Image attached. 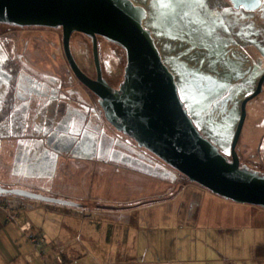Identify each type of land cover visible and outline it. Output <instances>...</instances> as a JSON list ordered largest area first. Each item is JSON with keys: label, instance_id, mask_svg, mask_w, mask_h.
Returning <instances> with one entry per match:
<instances>
[{"label": "flooded vegetation", "instance_id": "obj_1", "mask_svg": "<svg viewBox=\"0 0 264 264\" xmlns=\"http://www.w3.org/2000/svg\"><path fill=\"white\" fill-rule=\"evenodd\" d=\"M131 1L144 8L142 25L155 39L182 105L199 133L228 161L236 157L239 167L264 174V0L255 6L237 5L232 0ZM44 28L61 29L0 22V176L21 180L7 185L0 181V185L29 190L23 187L33 184L24 182L28 176L48 180L63 174L71 179L79 168L90 174L87 161L97 154L107 156L106 149L95 148L92 112L100 124L113 129L112 133L127 136L147 159L157 158L167 166L107 122L98 97L71 70L63 46L66 66L61 64L59 76L55 55L44 52ZM53 49L58 50V45H52ZM73 57L86 75L95 78L96 71L95 76L90 75ZM123 74L124 69L122 78ZM111 166L120 173V168ZM138 168L127 167L132 171ZM139 170L156 176L168 174L150 168Z\"/></svg>", "mask_w": 264, "mask_h": 264}, {"label": "water", "instance_id": "obj_2", "mask_svg": "<svg viewBox=\"0 0 264 264\" xmlns=\"http://www.w3.org/2000/svg\"><path fill=\"white\" fill-rule=\"evenodd\" d=\"M255 6L260 0H232ZM146 13L131 0H0V22L61 27L62 46L74 75L98 97L108 123L130 135L164 163L212 193L241 204L264 207V174L228 161L203 137L177 93L173 75L161 60L151 33L142 25ZM80 32L90 37L95 78L77 65L70 37ZM125 51L122 81L112 88L102 77L97 37ZM12 194L47 203L79 207L80 203L27 189L5 188ZM115 209L116 206H101Z\"/></svg>", "mask_w": 264, "mask_h": 264}, {"label": "crops", "instance_id": "obj_3", "mask_svg": "<svg viewBox=\"0 0 264 264\" xmlns=\"http://www.w3.org/2000/svg\"><path fill=\"white\" fill-rule=\"evenodd\" d=\"M187 190L189 191V188H185L183 193H188ZM181 193L180 190L172 196L173 198L163 199L162 202L119 208L129 212L112 214L108 221H119L114 222V225H107L104 228L107 234L100 233L99 241H95L91 236L90 243H83V240L80 241V233L74 232V229L69 230L65 220L69 215H63L61 212L51 214L46 208L27 201L26 209L22 210L16 222H6L5 212L0 208V264H53L59 252L64 255L66 264H100V261L104 262L103 264H155L156 259L163 264H236L235 257L231 254L236 248H243L238 242L230 243L229 239L238 235L245 244L251 245V231L245 228L243 220H251L252 207L249 204L220 198L208 191H205L202 201L200 196V199H194L198 202L189 199L190 202L186 203L185 199L179 200ZM200 193L191 192L189 195L198 196ZM192 206H195V209ZM253 209V212H257V208ZM84 215L88 217L92 216V213L85 212ZM70 217L75 221L80 218ZM25 220L31 222V231L45 236L47 243H41L44 250L42 254L37 252L25 234L19 230L17 223ZM99 220L97 225L90 222L95 224L96 230L101 228ZM175 221L179 224L177 227L172 226ZM155 225L158 227L157 233ZM81 226V230L88 229L84 220ZM167 230L180 231L183 235L177 236L171 244L165 242L163 259L155 258L153 251L150 255L149 248L153 242L152 233L158 240L159 234L162 238L165 235L161 233ZM175 242L180 246L178 251L171 250ZM109 255H112V258H109Z\"/></svg>", "mask_w": 264, "mask_h": 264}, {"label": "rangeland", "instance_id": "obj_4", "mask_svg": "<svg viewBox=\"0 0 264 264\" xmlns=\"http://www.w3.org/2000/svg\"><path fill=\"white\" fill-rule=\"evenodd\" d=\"M53 30V31H52ZM51 31L54 33L52 34ZM61 29L56 28H44L42 32L43 38L47 41L44 46V52L47 54L53 53L55 58L53 59L56 62V65L59 67V76L61 75L60 66L62 63L66 66V61L64 58V54L62 53V44H61ZM89 36H85L82 33L74 32L70 38V47L72 54L76 57L79 64L83 69H85L90 75L95 76V69L93 64L92 58V47H91V40ZM98 52H99V60L100 66L102 70L103 76L107 79V81L114 87L118 86V83L122 80V72L125 66V51L123 48L118 46L117 44L105 40L104 38H98ZM58 45L59 49H53L52 45ZM44 64L45 61H44ZM45 67V66H44ZM96 99L95 96L91 95V103L94 104L93 108H96ZM97 113V112H96ZM98 114V113H97ZM99 115V114H98ZM101 115V114H100ZM99 123L98 116L92 112L90 117V124L92 135L96 136V144L95 148L102 152H107L106 157H100L98 154L96 158H91L87 161V165L90 166V174H88L86 168H77V172H74V177L68 179L66 175L60 174L59 176H54L46 180L45 177L42 176H28L29 178L24 180L30 184V187L23 186L28 188L33 192H37L43 195H49L56 198L67 199L70 201H74L80 203L81 206L79 207H70L65 209V212L62 213L63 215H69L68 218H65L66 222H68V228L74 229V232H78L81 234V240L84 242H91V236L95 241H99V234H107V231L104 228L107 225H114V222H118L119 219L113 220L114 222L108 221V218L115 213L124 214L129 212L127 209H107L101 206H120L125 204H135L141 200L147 199L151 196H170L167 199L173 198L172 196L177 194L181 190V195L179 200L185 199L186 203H189L190 200L193 202H198L194 199L198 198L201 201L203 195H205V191L211 192L210 190L202 187L201 185L186 181L184 184L180 183L181 180L179 173L174 170L169 165L165 166L160 164L157 158L147 159L146 153H144L141 149H137L136 146H133V142L125 135L118 137L113 129L109 126L106 127L105 123ZM103 131V132H102ZM115 133V134H114ZM119 138V140L117 139ZM117 162H119L118 166H114ZM86 165V162L83 163ZM160 164V165H159ZM86 165V166H87ZM120 168V173L113 172L111 173L108 171L109 167ZM85 166V167H86ZM101 167L100 170H96ZM127 167H140L156 169V171L163 172L166 171L168 174L167 176L160 175H146L137 172H133L131 170H127ZM84 172L82 173V170ZM181 174V173H180ZM174 175V176H173ZM4 176H0V181L3 185H7L5 183L9 182H20V178L15 176H8L7 179L3 178ZM183 181V179H182ZM20 185H15L18 187ZM54 186L56 188H54ZM21 187V186H20ZM50 187V188H48ZM185 188H189L188 193H183ZM191 188V189H190ZM191 192H201L200 195H189ZM214 194V193H212ZM172 195V196H171ZM221 198V197H220ZM190 199V200H189ZM29 202H34V204H38L40 201L29 199ZM162 202V201H161ZM45 203V202H43ZM47 203V202H46ZM26 204V203H24ZM51 205H47L46 211H50L53 213L61 212V204H54L48 203ZM53 204V205H52ZM179 204V202H178ZM185 204V203H184ZM252 207L250 210V217L251 220L245 219L243 220L245 228H248L251 231L252 238L250 240L251 245L248 246L245 244L244 240H242L238 235L235 238H230L229 242L234 243L238 242L242 245V249H235L231 255L235 257L236 264H264V207L258 205L249 204ZM43 207V206H40ZM99 207V208H98ZM195 209V206H192ZM217 207V206H216ZM257 208V212H253L254 209ZM26 209L25 207H19L18 209V216H21L22 210ZM87 212L89 214L92 213V216L87 217L83 213ZM262 212V213H261ZM261 213V214H257ZM257 214V217L255 218ZM76 215V216H74ZM79 218L78 221L71 219V217ZM79 216V217H78ZM101 221V228L96 230L95 224L97 225L98 219ZM89 219V220H88ZM84 220L85 226L88 229L81 230L82 226L81 223ZM92 222V223H90ZM112 223V224H111ZM21 224V223H17ZM175 225L176 227L179 225L177 221L172 223V226ZM90 229H89V227ZM19 228V227H18ZM32 228V225H31ZM20 230V229H19ZM33 234V231H31ZM123 229H121V233ZM155 232H158V227L155 225ZM23 233V232H22ZM194 233V232H193ZM249 233V232H247ZM25 234V233H23ZM162 236L159 234V239L156 240V236L152 233V244L149 246L150 248V255H152V251L154 252L155 258H161L162 252L166 243L172 242L173 240L177 239V236H182V232L178 231L175 232L171 231H163L161 233ZM263 234V235H262ZM26 235V234H25ZM261 235V237H260ZM258 237H260L258 240ZM80 238V237H79ZM247 240V238H246ZM262 244H261V243ZM180 244V238L179 242ZM177 242L172 244L171 250L178 251L180 246ZM171 244V243H170ZM98 245V244H94ZM99 246V245H98ZM245 248V249H244ZM167 254V253H166ZM160 255V256H159ZM165 256V255H164ZM112 258V255L108 256ZM171 256H169L170 258ZM238 258H243L242 260L238 261ZM166 259V258H165ZM171 259V258H170ZM173 260V259H171ZM104 262L100 261V264ZM155 264H163L162 261L155 260Z\"/></svg>", "mask_w": 264, "mask_h": 264}, {"label": "trees", "instance_id": "obj_5", "mask_svg": "<svg viewBox=\"0 0 264 264\" xmlns=\"http://www.w3.org/2000/svg\"><path fill=\"white\" fill-rule=\"evenodd\" d=\"M167 165V164H166ZM125 169H127V168H125ZM140 168H138V170L137 169H133L134 171L133 172H137V173H141V174H146V173H142L143 172V170H139ZM127 170H130V169H127ZM108 171H110L111 173H113L114 171H113V169H112V167H109V169H108ZM132 171V170H131ZM146 175H151V174H146ZM179 175H180V178H178L179 180H181V182L180 183H182V184H184V182H185V180L186 181H189L188 180V178L187 177H185L184 175H182V174H180L179 173ZM182 179H183V181H182ZM12 196V195H11ZM10 195H0V200H4V199H6V198H10L11 197ZM172 196V195H171ZM168 197H170V196H161V195H158V196H151V197H148L147 199H144V200H141V201H139V202H137V203H135V204H132V205H130V204H128V205H122V206H116V208L117 209H119V208H126V207H131V206H135V205H140V204H144V203H151V202H157V201H161V200H163V199H167ZM23 199H24V202L26 203L27 201H29V199L28 198H24L23 197ZM37 202H38V200H36ZM38 205H40V206H43V208H46L47 207V205H51V204H48V203H43L42 201H40V202H38ZM53 205V204H52ZM66 208H68L66 205H62L61 206V213H64L65 212V209ZM99 208V207H98ZM84 214V213H83ZM26 221V220H25ZM31 223V222H30ZM98 224V223H97ZM26 236V235H25ZM34 236L36 237V241L38 242L37 244V246H34L33 244H32V241L26 236V238H27V240L30 242V244H32L33 245V247L37 250V252H39L40 254H42L43 253V244L44 243H47V240H46V238H45V236L43 235V234H41L40 235V233L39 234H34ZM41 243H43V244H41ZM60 257L61 259H62V261H63V263L64 264H66V260H65V257H64V255L61 253V252H59L56 256H55V258L56 257ZM53 264H56V262H55V259H54V263Z\"/></svg>", "mask_w": 264, "mask_h": 264}, {"label": "built area", "instance_id": "obj_6", "mask_svg": "<svg viewBox=\"0 0 264 264\" xmlns=\"http://www.w3.org/2000/svg\"><path fill=\"white\" fill-rule=\"evenodd\" d=\"M19 207H25V204L21 197L13 196L5 200L0 201V208L5 212V221L6 222H16L18 218V209ZM18 227L21 232L25 233L26 236L32 241L34 246H37L38 242L36 237L31 232V223L30 221H24L21 224H18ZM56 264H64L60 257L55 258Z\"/></svg>", "mask_w": 264, "mask_h": 264}, {"label": "bare ground", "instance_id": "obj_7", "mask_svg": "<svg viewBox=\"0 0 264 264\" xmlns=\"http://www.w3.org/2000/svg\"><path fill=\"white\" fill-rule=\"evenodd\" d=\"M160 177V176H159ZM259 206V205H258Z\"/></svg>", "mask_w": 264, "mask_h": 264}]
</instances>
